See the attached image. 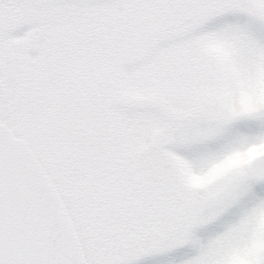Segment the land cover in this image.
I'll return each mask as SVG.
<instances>
[{
	"label": "snow or ice",
	"instance_id": "snow-or-ice-1",
	"mask_svg": "<svg viewBox=\"0 0 264 264\" xmlns=\"http://www.w3.org/2000/svg\"><path fill=\"white\" fill-rule=\"evenodd\" d=\"M0 264H264V0H0Z\"/></svg>",
	"mask_w": 264,
	"mask_h": 264
}]
</instances>
